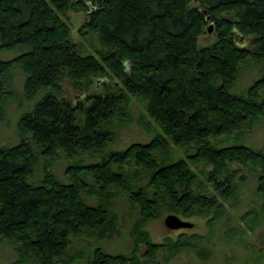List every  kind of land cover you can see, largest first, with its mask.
Returning <instances> with one entry per match:
<instances>
[{"label": "trees", "instance_id": "trees-1", "mask_svg": "<svg viewBox=\"0 0 264 264\" xmlns=\"http://www.w3.org/2000/svg\"><path fill=\"white\" fill-rule=\"evenodd\" d=\"M69 9L86 13L78 29L89 48L72 38ZM209 25L213 41L198 46ZM11 49L19 54L0 59V121L13 69L30 103L39 94L16 122L17 142L0 146V240L19 264L73 262L80 253H70L71 237L111 235L115 198L140 216L134 247L128 256L95 248L88 264H157L160 251L189 241L154 242L143 223L164 208L219 219L237 189L235 165L257 171L264 197V151L232 141L264 121V0H0V51ZM248 61L261 74L231 91ZM132 101L151 138L110 150L113 126L132 120ZM59 153L70 161L62 179L45 164L29 181L35 161ZM197 163L209 167L211 196L197 185Z\"/></svg>", "mask_w": 264, "mask_h": 264}, {"label": "rangeland", "instance_id": "rangeland-1", "mask_svg": "<svg viewBox=\"0 0 264 264\" xmlns=\"http://www.w3.org/2000/svg\"><path fill=\"white\" fill-rule=\"evenodd\" d=\"M69 23L71 25V36L74 40L83 39L79 26L86 18V13L80 10L69 9L67 11ZM214 32L205 28V32L198 38V46H205L214 39ZM89 48L88 41L85 40ZM92 43H96L92 38ZM90 50V49H89ZM19 54L18 50L0 51V59H11ZM261 74L258 64L248 61L241 68L239 78L231 91H243L254 79ZM24 75L19 69H13L11 80L8 85V92L5 93L4 120L0 121V146H12L17 142L15 135V125L21 113L30 108L31 103L39 98V94L30 103L22 92ZM22 82V84H21ZM65 95L75 101L76 95L69 85L62 83ZM130 114L131 122L128 124H115L113 126L114 139L109 144V149H122L131 142H146L151 136L140 122L141 115L145 116L143 109L136 103L131 102ZM232 141L241 142L254 149L259 148L264 151V121L259 120L250 126L242 127L241 131ZM180 148L174 149V156H183ZM47 162V163H46ZM70 161L63 154L59 153L55 159L48 161L40 158L38 163L34 162L33 175L29 181L41 178L42 169L45 164L49 165L58 178H63V171ZM234 181L237 184L236 192L229 201H224L222 214L219 219L208 222L206 217L197 215H184L181 213L167 212L162 208V215L151 221H146L141 226L147 231L152 241L166 243L176 241L181 235V239L189 241V245L182 246L179 251L170 254L169 251H160L157 255V264H264V197L257 192V171L248 167L235 165ZM191 168L196 173L197 185H206V193L211 196L212 188L206 182L205 172L209 169L202 163L191 164ZM243 179H240L239 176ZM88 182L92 183L90 177ZM140 183L136 184L139 186ZM89 203L94 204V198H87ZM110 212L115 216L116 222L111 235L105 239H97L94 230L84 233L78 237H71V252L80 253L70 264H88L92 252L95 248H101L106 253L130 255L133 249V238L135 234V222L140 218L137 210L130 207L124 198H115L110 205ZM250 216H245L249 212ZM174 213L181 219L193 223L191 228H181L170 230L164 225V217ZM256 214L255 216H252ZM253 217V218H251ZM144 247L139 245V254ZM199 252V253H198ZM83 255V256H82ZM88 259V260H87ZM0 264H19L18 256L7 242L0 240ZM24 264H34L27 262ZM60 264V263H59Z\"/></svg>", "mask_w": 264, "mask_h": 264}, {"label": "water", "instance_id": "water-1", "mask_svg": "<svg viewBox=\"0 0 264 264\" xmlns=\"http://www.w3.org/2000/svg\"><path fill=\"white\" fill-rule=\"evenodd\" d=\"M208 29H211L210 25ZM164 225L170 230H177L181 228H191L193 226V223L181 219L178 215L174 213H169L164 217Z\"/></svg>", "mask_w": 264, "mask_h": 264}]
</instances>
